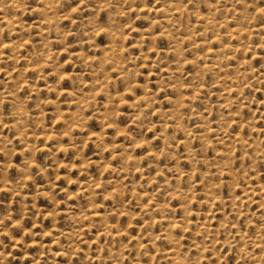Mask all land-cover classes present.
<instances>
[{
	"label": "rangeland",
	"instance_id": "rangeland-1",
	"mask_svg": "<svg viewBox=\"0 0 264 264\" xmlns=\"http://www.w3.org/2000/svg\"><path fill=\"white\" fill-rule=\"evenodd\" d=\"M0 264H264V0H0Z\"/></svg>",
	"mask_w": 264,
	"mask_h": 264
}]
</instances>
